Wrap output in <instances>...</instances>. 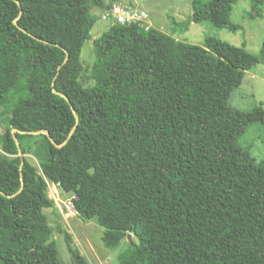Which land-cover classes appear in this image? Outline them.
<instances>
[{
    "label": "trees",
    "instance_id": "obj_1",
    "mask_svg": "<svg viewBox=\"0 0 264 264\" xmlns=\"http://www.w3.org/2000/svg\"><path fill=\"white\" fill-rule=\"evenodd\" d=\"M236 1L193 0L191 20L236 31ZM116 2L0 0V120L25 110L0 134V264H60L49 182L77 197L108 249L132 233L120 264H264V160L240 144L264 108L229 102L264 42L258 56L114 23L94 39L85 87L92 9ZM74 264L90 263L74 252Z\"/></svg>",
    "mask_w": 264,
    "mask_h": 264
},
{
    "label": "rangeland",
    "instance_id": "obj_2",
    "mask_svg": "<svg viewBox=\"0 0 264 264\" xmlns=\"http://www.w3.org/2000/svg\"><path fill=\"white\" fill-rule=\"evenodd\" d=\"M118 3L136 6L146 11L152 27L170 34L181 42L202 45L207 38L213 37L232 46L243 48L252 55H262L263 3L255 4L253 0H237L234 3L231 21L238 25L236 31L228 27H217L210 21L193 22L191 20L193 0H119ZM102 12L103 10L99 8L92 9L96 23L91 31V39L86 40L82 48L83 71L80 82L85 87L95 85L94 39L108 31L113 24V21H105L101 18ZM229 102L246 111L261 104L264 108V63L246 71L242 84L232 92ZM20 112L19 117L0 120L1 126L16 121L23 122L25 110L22 109ZM240 144L250 147V152L257 163L263 161L264 126L261 123L250 125L241 136ZM27 157L38 167V162L33 156ZM72 196V193L62 191L60 193V199L63 201ZM44 213L53 229L60 264H74V252L83 255L90 264H120L118 255L128 246L129 239L122 240L116 249H108L102 240L104 229L95 218L84 220L78 212L68 215L66 210L58 207L57 204L54 208L44 209ZM131 240H136L133 235Z\"/></svg>",
    "mask_w": 264,
    "mask_h": 264
},
{
    "label": "built area",
    "instance_id": "obj_3",
    "mask_svg": "<svg viewBox=\"0 0 264 264\" xmlns=\"http://www.w3.org/2000/svg\"><path fill=\"white\" fill-rule=\"evenodd\" d=\"M101 18L105 21H113V24L118 23L128 25L132 23H139L145 26L147 30L152 27V24L149 21V15L146 11L136 6L122 5L118 2L114 3L109 9L103 10ZM1 133L2 126L0 121V134ZM48 186L49 196L55 201L58 207L65 209L68 215L77 212L75 209V200L77 197L75 195L66 201H63L60 199V193L62 191L60 184L49 182Z\"/></svg>",
    "mask_w": 264,
    "mask_h": 264
},
{
    "label": "water",
    "instance_id": "obj_4",
    "mask_svg": "<svg viewBox=\"0 0 264 264\" xmlns=\"http://www.w3.org/2000/svg\"><path fill=\"white\" fill-rule=\"evenodd\" d=\"M65 98L69 101V99H68V97L67 96H65ZM74 110V109H73ZM74 113H75V115H76V111L74 110ZM45 133V134H48V132L47 131H39V132H34L35 134H39V133ZM16 142H17V145H18V147H19V151H20V155H21V157L22 158H24V156H23V154H22V151H21V148H20V143H19V141L16 139ZM24 163V160H22V164ZM131 236H132V233H129V235H128V238H129V240H131Z\"/></svg>",
    "mask_w": 264,
    "mask_h": 264
}]
</instances>
